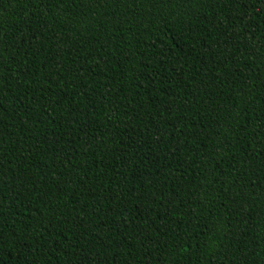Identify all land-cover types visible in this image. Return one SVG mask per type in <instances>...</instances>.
I'll use <instances>...</instances> for the list:
<instances>
[{
  "label": "trees",
  "instance_id": "16d2710c",
  "mask_svg": "<svg viewBox=\"0 0 264 264\" xmlns=\"http://www.w3.org/2000/svg\"><path fill=\"white\" fill-rule=\"evenodd\" d=\"M0 264H264V0H0Z\"/></svg>",
  "mask_w": 264,
  "mask_h": 264
},
{
  "label": "snow or ice",
  "instance_id": "6c2138e0",
  "mask_svg": "<svg viewBox=\"0 0 264 264\" xmlns=\"http://www.w3.org/2000/svg\"><path fill=\"white\" fill-rule=\"evenodd\" d=\"M187 250V249H186Z\"/></svg>",
  "mask_w": 264,
  "mask_h": 264
}]
</instances>
